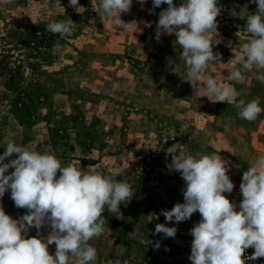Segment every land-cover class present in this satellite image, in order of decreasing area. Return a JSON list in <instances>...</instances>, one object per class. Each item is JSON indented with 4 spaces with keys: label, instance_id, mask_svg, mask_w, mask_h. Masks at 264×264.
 <instances>
[{
    "label": "rangeland",
    "instance_id": "obj_1",
    "mask_svg": "<svg viewBox=\"0 0 264 264\" xmlns=\"http://www.w3.org/2000/svg\"><path fill=\"white\" fill-rule=\"evenodd\" d=\"M173 2L179 6L183 0ZM79 5L75 9L69 0H0V155L8 137L54 154L62 166L89 167L103 175L122 169L117 179L131 184L135 195L120 212L103 213L104 231L89 241L97 251L94 264H191L190 230L201 219L198 212L190 220L167 223L177 228L174 238L153 234L157 223H166L162 210L184 202L185 183L180 173L169 172L171 156L166 159L165 150L178 143L194 156L215 153L229 161L234 189L225 195L239 211L243 172L264 155V111L249 122L235 104H213L195 95L183 80L187 67L175 35L155 39L159 13L167 4L150 13L153 0H133L130 12L121 15L130 23L124 31L101 14L99 0H79ZM219 5L222 42L213 51L222 59L209 66L208 74L219 83H232L238 100L259 99L264 108V83L256 78L264 69L243 72L239 82L226 77L232 50L241 51L251 39L245 21L232 11L247 6L254 14L257 5L250 0H219ZM53 20H72V37L47 31ZM137 27L142 34L135 32ZM57 41L61 52L54 51ZM0 204L13 218L27 212L15 207L10 190ZM49 232L41 229L45 237ZM35 235L36 229H30L28 237ZM49 251L54 254V244ZM253 252L245 250L246 264H264V257L247 258ZM69 264L78 262L73 258Z\"/></svg>",
    "mask_w": 264,
    "mask_h": 264
},
{
    "label": "clouds",
    "instance_id": "obj_2",
    "mask_svg": "<svg viewBox=\"0 0 264 264\" xmlns=\"http://www.w3.org/2000/svg\"><path fill=\"white\" fill-rule=\"evenodd\" d=\"M144 4L146 0H139ZM257 5L254 14L247 6L232 15L245 21L251 39L242 45L241 51H233L226 63L228 81H242L243 72L254 67L264 69V0H250ZM133 0H99V11L119 30H127L130 23L121 19L131 10ZM167 4L159 13L155 39L162 34L175 35L176 45L182 49L181 59L187 67L186 77L195 95L207 97L215 103L235 104L239 116L249 122L255 121L264 111L259 99L245 103L238 100L240 93L232 83H219L208 74V68L220 53L213 51L222 41L219 38L217 17L221 12L219 0H183L177 6L173 0H153V9ZM69 6L82 7L79 0H69ZM72 20L51 21L46 30L70 38ZM151 26V25H148ZM137 27L136 33L142 34ZM63 46L57 41L54 51ZM264 83V74L256 77ZM201 84L203 86H201ZM6 150L0 155V200L10 190L15 207L26 209L19 218L7 214L0 204V264H69L73 258L78 264H94L97 251L89 241L99 237L107 220L103 213L120 212V206L131 201L135 192L125 180L117 179L123 170L116 168L111 175L68 164L50 153H40L28 146L18 145L5 138ZM247 149L245 148V151ZM171 163L169 172H178L185 183L183 203H176L171 210H162L166 223L155 225L154 235L163 233L174 238L176 227L167 223L190 220L196 212L200 221L190 230L191 264H246L245 250L253 248L248 259L255 261L264 257V155L258 157L243 172L240 184L242 201L237 205L225 193L234 189L228 172L230 162L220 154L192 155L181 149L178 143L167 147ZM16 158L5 162L6 158ZM9 169H14L10 174ZM158 219V216L155 217ZM50 232L45 237L41 229ZM36 235L28 237L30 229ZM55 245L51 254L50 245ZM158 249L160 243L156 242Z\"/></svg>",
    "mask_w": 264,
    "mask_h": 264
}]
</instances>
